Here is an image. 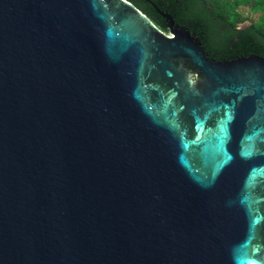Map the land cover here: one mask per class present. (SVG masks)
Segmentation results:
<instances>
[{
    "label": "water",
    "instance_id": "obj_1",
    "mask_svg": "<svg viewBox=\"0 0 264 264\" xmlns=\"http://www.w3.org/2000/svg\"><path fill=\"white\" fill-rule=\"evenodd\" d=\"M145 1L0 0V264H264V57Z\"/></svg>",
    "mask_w": 264,
    "mask_h": 264
},
{
    "label": "trees",
    "instance_id": "obj_2",
    "mask_svg": "<svg viewBox=\"0 0 264 264\" xmlns=\"http://www.w3.org/2000/svg\"><path fill=\"white\" fill-rule=\"evenodd\" d=\"M158 27L164 19L145 0H128ZM201 42L207 56L223 61L250 54L264 57V0H150ZM251 4L261 15L244 28L247 18L236 10Z\"/></svg>",
    "mask_w": 264,
    "mask_h": 264
},
{
    "label": "rangeland",
    "instance_id": "obj_3",
    "mask_svg": "<svg viewBox=\"0 0 264 264\" xmlns=\"http://www.w3.org/2000/svg\"><path fill=\"white\" fill-rule=\"evenodd\" d=\"M236 12L247 18V21L239 24V28H244L248 26L250 23H256L261 15L259 10H253L251 4L246 6H240L237 8Z\"/></svg>",
    "mask_w": 264,
    "mask_h": 264
},
{
    "label": "flooded vegetation",
    "instance_id": "obj_4",
    "mask_svg": "<svg viewBox=\"0 0 264 264\" xmlns=\"http://www.w3.org/2000/svg\"><path fill=\"white\" fill-rule=\"evenodd\" d=\"M159 9V8H158ZM160 10V9H159ZM161 11V10H160ZM164 25H165V20H164ZM189 70H193V68H188ZM193 79L197 82L201 80V76H193Z\"/></svg>",
    "mask_w": 264,
    "mask_h": 264
}]
</instances>
